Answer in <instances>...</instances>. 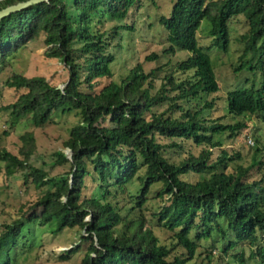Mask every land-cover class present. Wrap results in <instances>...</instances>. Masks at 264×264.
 I'll use <instances>...</instances> for the list:
<instances>
[{"label": "trees", "instance_id": "obj_1", "mask_svg": "<svg viewBox=\"0 0 264 264\" xmlns=\"http://www.w3.org/2000/svg\"><path fill=\"white\" fill-rule=\"evenodd\" d=\"M25 1L0 0V10ZM141 1L154 3L49 0L0 20V69L42 36L45 57L61 59L67 72L62 89L42 77L13 74L6 87L25 93L3 108L10 112L11 125L28 117L34 128H41L53 114L75 111L79 115L63 149L53 154L56 165L70 166L66 177L56 183L45 170L29 163L35 148L31 134L21 138L23 159L0 151V162L25 172V184L30 182L36 189L45 190L31 204L29 215L2 226L0 251L7 240L12 241V248L25 237V231L37 222L35 210L41 208L58 214L59 221L51 216L47 224L58 221L60 228L80 233L82 246L65 251L59 256L61 260H68L83 247L78 264H197L195 259H201L199 264H212L211 251L201 242L212 241L217 235L225 243L219 250L220 258L227 255L222 264H248L241 251L245 244L250 246L251 256L264 264V165L255 158L248 167L235 165L240 154L221 149L217 139L225 135L233 141L247 127L202 118V112L213 108V102H205L197 111L189 107L200 93L209 95L219 90L210 58L197 42L201 23H209L213 46L226 52L228 24L242 16L247 22L241 37L245 48L235 71L247 67L259 72L261 81L257 88L229 92L227 110L233 116L259 115L264 120V0H176L169 16L159 19L169 44L163 54L174 55L177 49L188 52L189 57L176 69L192 71V75L180 82L165 76V83L156 90L154 75L161 68L145 74L137 64L119 84L109 82L94 92L97 80L111 77L109 67L114 61L106 52L105 33L92 31L94 15L124 20ZM70 10L75 18L69 16ZM120 30L131 29L114 28V35ZM158 58L152 54L145 61ZM183 141H191L200 151H186ZM170 148L182 151L184 158L177 163L168 160L164 152ZM213 149H217L215 155ZM230 165L234 168L231 171ZM254 168L256 176L251 173ZM190 175L199 179L189 182L185 178ZM87 179L95 183L96 196L83 195ZM135 179L141 187L132 197L126 186ZM158 183L163 188L157 197L163 203L153 214L154 225L149 226L145 205L151 187ZM128 196L130 201L126 202ZM128 203L131 205L126 210ZM155 229L171 234L168 241L162 242ZM8 254L3 264H11Z\"/></svg>", "mask_w": 264, "mask_h": 264}, {"label": "rangeland", "instance_id": "obj_2", "mask_svg": "<svg viewBox=\"0 0 264 264\" xmlns=\"http://www.w3.org/2000/svg\"><path fill=\"white\" fill-rule=\"evenodd\" d=\"M216 1V0H208ZM176 0H154L141 1L129 11L124 20H114L101 13L94 15L92 20L93 33H105L107 38L106 52L114 56V61L110 64L111 77L101 78L95 82L94 92L98 93L109 82L119 84L126 78L137 64H140L145 74H149L157 68L161 71L155 73L153 82L155 89L158 90L161 84L165 83L162 79L165 76H172L176 82L187 80L192 71L182 73L176 69V65L185 61L189 53L177 49L174 55H164L163 51L168 48L166 41L167 32L159 25V19L162 16L168 17L171 8ZM70 3V2H69ZM73 11H69V16H73ZM128 27L131 30H120L118 35L113 33L114 28ZM210 25L203 21L197 32V42L203 52L206 53L211 61L213 73L219 90L213 94L200 93L199 98L190 104L192 111H197L205 102H213L211 109H205L201 117L207 121L219 120L221 124L244 123L246 129L233 141L227 139L225 135L216 136L222 143L221 149L229 152L234 151L240 154V159L234 164L248 167L253 159L264 165V120L261 116H233L227 110V94L231 91L250 88L251 86L259 87L261 77L259 72L245 68L241 71H235L239 65V57L242 55L245 44L242 36L247 31V22L242 16L234 18L228 24L229 46L226 52H222L213 46V39L209 34ZM46 47L41 36L36 41L28 44L25 48L19 50L10 57L5 65L0 69V151H7L23 159V141L22 136L31 134L34 138V152L30 157L29 163L36 168L45 170L50 177L54 178L55 183L66 177L70 166L68 164H55L53 154L62 150V144L69 136L70 129L79 122V115L74 111L66 115L53 114L50 122L41 128H34L28 117L24 118L16 125L12 126L10 112L3 110L4 107L16 101V99L25 90H15L7 88L5 83L13 74H20L27 78L42 77L51 85L62 89L67 81V72L64 70L61 59L46 58ZM156 54L159 58L157 61H145L147 56ZM248 54L246 58H249ZM188 106L185 105V108ZM164 107L163 109H165ZM163 109H155L161 112ZM178 115V114H177ZM178 142V141H177ZM186 151L197 154L200 148L196 147L191 141L181 142ZM30 148V147H29ZM217 149L212 152L215 155ZM65 154L68 150H63ZM164 156L171 162H179L184 158L183 152L176 148L165 150ZM233 165L229 166L231 171ZM256 169L252 174L256 176ZM264 169V167H263ZM24 174L15 166L0 162V230L5 224H11L21 216L30 214V206L40 196L43 195L44 189H36L30 182L24 183ZM189 182H195L199 178L194 175L186 177ZM139 180H133L126 188L132 197L140 189ZM160 183L151 187L149 200L145 207V217L148 225H154L153 214L163 203L162 199L157 197V192L162 189ZM110 190H112L110 188ZM97 188L91 179H87L86 189L83 195L86 197L96 196ZM123 204L121 198L118 199ZM128 196L126 202H129ZM131 203L125 206L129 209ZM123 215V213H122ZM51 216L56 217L58 214L42 210H35L36 224L25 231L22 239L17 240L15 247L12 241L7 240L4 243L3 250L0 251V264L5 261V254L8 252L11 264H78L80 263L84 250L83 247L73 254L68 260H61L59 256L64 255L72 247L81 245L80 233L77 229L60 228L58 221H47ZM149 225V226H150ZM154 232L160 237L162 242H167L169 233L163 230L155 229ZM207 249H210L213 260L212 264H222L219 250L225 244L217 235L209 242H201ZM11 248V249H10ZM251 248L247 244L242 245L245 260L248 264H263L259 258L251 256ZM202 251V250H201ZM233 254V252L231 253ZM224 255V254H223ZM201 259H195L199 264Z\"/></svg>", "mask_w": 264, "mask_h": 264}, {"label": "water", "instance_id": "obj_3", "mask_svg": "<svg viewBox=\"0 0 264 264\" xmlns=\"http://www.w3.org/2000/svg\"><path fill=\"white\" fill-rule=\"evenodd\" d=\"M48 1L49 0H27L25 2H20V3H17L15 5L8 6L4 9L0 10V20L5 18V17H8L14 13L20 12L26 8H29L31 6L39 5V4L48 2ZM69 154H70V152L68 151V153L66 155H69Z\"/></svg>", "mask_w": 264, "mask_h": 264}]
</instances>
